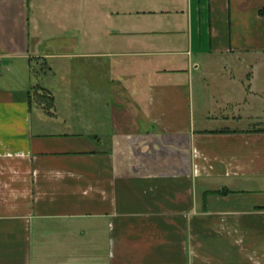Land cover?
<instances>
[{
  "label": "crops",
  "instance_id": "obj_1",
  "mask_svg": "<svg viewBox=\"0 0 264 264\" xmlns=\"http://www.w3.org/2000/svg\"><path fill=\"white\" fill-rule=\"evenodd\" d=\"M0 60V264H264V0H0Z\"/></svg>",
  "mask_w": 264,
  "mask_h": 264
},
{
  "label": "rangeland",
  "instance_id": "obj_2",
  "mask_svg": "<svg viewBox=\"0 0 264 264\" xmlns=\"http://www.w3.org/2000/svg\"><path fill=\"white\" fill-rule=\"evenodd\" d=\"M94 13H96L97 15H98V17H99V15H100V17H102V15H101V10L100 11H96V10H94ZM70 61H74V62H72V63H70L72 66H74L75 68H77V67H80V64L78 63V60L77 59H72V60H70ZM76 61V62H75ZM78 75V79H84L82 76L84 75V72H83V70H81L80 72H78L77 73ZM36 75V74H35ZM35 78H37V80H38V82L41 84V85H43V86H48L50 89H52V87H54V86H56V84H57V82H58V80L55 78V76H54V74H52V73H50V72H48L47 74H45V73H41L40 75H36V77ZM44 95H46L45 93H44ZM47 96V95H46ZM45 98V97H44Z\"/></svg>",
  "mask_w": 264,
  "mask_h": 264
},
{
  "label": "built area",
  "instance_id": "obj_3",
  "mask_svg": "<svg viewBox=\"0 0 264 264\" xmlns=\"http://www.w3.org/2000/svg\"><path fill=\"white\" fill-rule=\"evenodd\" d=\"M0 65H1V60H0Z\"/></svg>",
  "mask_w": 264,
  "mask_h": 264
}]
</instances>
